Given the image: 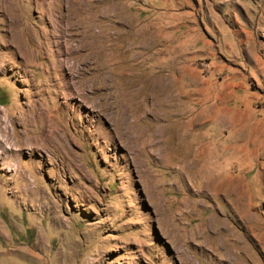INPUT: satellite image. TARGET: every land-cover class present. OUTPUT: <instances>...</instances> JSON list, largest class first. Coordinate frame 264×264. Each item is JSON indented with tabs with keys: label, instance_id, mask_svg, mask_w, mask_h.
<instances>
[{
	"label": "rangeland",
	"instance_id": "1",
	"mask_svg": "<svg viewBox=\"0 0 264 264\" xmlns=\"http://www.w3.org/2000/svg\"><path fill=\"white\" fill-rule=\"evenodd\" d=\"M0 264H264V0H0Z\"/></svg>",
	"mask_w": 264,
	"mask_h": 264
}]
</instances>
